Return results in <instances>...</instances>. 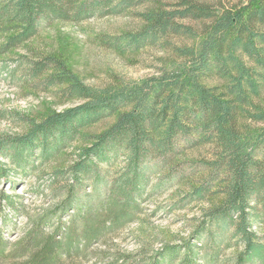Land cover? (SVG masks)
Instances as JSON below:
<instances>
[{
    "label": "trees",
    "instance_id": "obj_1",
    "mask_svg": "<svg viewBox=\"0 0 264 264\" xmlns=\"http://www.w3.org/2000/svg\"><path fill=\"white\" fill-rule=\"evenodd\" d=\"M122 15L141 27L94 41L120 52L167 50L172 59L155 74L93 87L59 55L7 56L53 22ZM0 73L15 85L83 100L40 120L0 111L27 126L0 134V179L36 174L57 199L56 208L27 216L11 241L6 228L16 225L6 209L27 213L18 194L0 190V264H264V109L255 101L264 88V0H0ZM213 78L219 82L205 83ZM112 116L100 133L82 132ZM79 139L89 145L68 167L39 173ZM204 145L210 159L183 158ZM181 185L191 187L186 202L220 196L196 219L193 240L138 255L114 249L110 241L136 220L148 189Z\"/></svg>",
    "mask_w": 264,
    "mask_h": 264
},
{
    "label": "rangeland",
    "instance_id": "obj_2",
    "mask_svg": "<svg viewBox=\"0 0 264 264\" xmlns=\"http://www.w3.org/2000/svg\"><path fill=\"white\" fill-rule=\"evenodd\" d=\"M215 2L216 0H204ZM142 22L128 15L90 18L81 22H53L41 30L38 35L25 43L24 47L11 50L7 56L26 53L28 49L63 57L71 70L86 84L93 87H104L118 81H137L153 75L158 67L172 59L167 50L158 47H145L133 52H120L104 48L94 41L98 34L116 35L139 29ZM178 42V41H177ZM215 78L206 80L208 85L216 84ZM259 107L264 109V88L255 99ZM80 99H62L52 91L43 92L12 83L5 74L0 73V111L12 110L35 120H40L51 112L63 111L81 104ZM114 121V116L99 120L83 129L86 135L100 133ZM27 126L4 119L0 116V134H21ZM89 145L86 140H76L60 154L44 163L39 170L41 174L50 173L56 169L68 167L81 148ZM211 147L204 145L186 151L182 156L192 160L210 159ZM8 180L0 179V190L5 194H18L20 202L25 206L27 215H14L8 209L6 212L16 228H6L5 236L15 241L26 230L29 220L27 216L37 217L43 209L56 208L57 199L48 194L47 184L36 174L20 175L13 172ZM46 176V175H45ZM201 175L198 174L195 180ZM12 180V181H10ZM194 181V180H193ZM41 183L44 191L33 189L36 183ZM46 182V179H45ZM156 179H152L151 185ZM194 181L193 183H195ZM196 184V183H195ZM191 185V184H190ZM190 185L174 186L161 191L148 192L141 201V212L136 220L122 228L110 241L119 251L139 254V250L157 251L162 245L181 244L184 240H193L192 232L196 219L203 210L220 200L219 195H211L202 201H188ZM184 203L173 207L175 202ZM96 248H104L97 246ZM229 251H226L228 254ZM86 264H100L95 261Z\"/></svg>",
    "mask_w": 264,
    "mask_h": 264
}]
</instances>
